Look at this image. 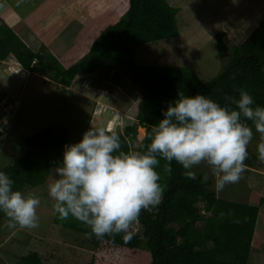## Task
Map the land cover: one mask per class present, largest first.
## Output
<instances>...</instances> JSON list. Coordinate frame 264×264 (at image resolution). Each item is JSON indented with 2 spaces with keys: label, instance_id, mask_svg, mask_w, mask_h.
<instances>
[{
  "label": "rangeland",
  "instance_id": "374dc122",
  "mask_svg": "<svg viewBox=\"0 0 264 264\" xmlns=\"http://www.w3.org/2000/svg\"><path fill=\"white\" fill-rule=\"evenodd\" d=\"M39 0H0V17L14 32L30 30L41 42V52H52L68 67L80 62L100 32L125 16L129 0H66L56 15H30ZM179 10V37L139 47L136 63L141 66H176L192 69L204 82L212 81L222 70L217 58L216 35L224 34L228 46L243 43L264 20V0H167ZM76 18V19H75ZM1 25V21H0ZM76 27L80 29L76 30ZM79 36H73V32ZM17 31V32H16ZM18 35V34H17ZM20 37V36H19ZM139 90L119 69H103L95 75L76 80L70 89L50 80L47 74H30L14 56L0 62V167H8L26 152L25 139L55 126L72 135L70 144L79 142L89 127H105L122 134L135 123L131 112L139 99ZM93 114V115H92ZM249 158L239 182L218 192L220 198L249 204L260 209L250 264H264V164L257 160L260 134L253 126ZM145 136L142 129L138 141ZM45 174L42 185L25 189L41 200L37 209L39 227L21 229L0 224V264H21L20 259L38 253L43 264H144L145 252H96L88 238L56 226L53 222L55 201L49 198L48 185L54 182L55 168ZM195 172L215 182L209 167L201 164ZM202 207V206H201ZM137 233L138 224L131 229ZM259 232V233H258ZM256 235L259 237L256 238ZM253 245V246H254Z\"/></svg>",
  "mask_w": 264,
  "mask_h": 264
},
{
  "label": "trees",
  "instance_id": "16d2710c",
  "mask_svg": "<svg viewBox=\"0 0 264 264\" xmlns=\"http://www.w3.org/2000/svg\"><path fill=\"white\" fill-rule=\"evenodd\" d=\"M178 12L167 0H129L123 19L100 32L80 62L68 67L52 52L32 51L0 17V62L14 56L25 72L47 74L62 89H70L80 77L93 76L103 69L122 70L139 90V99L131 110L136 122L122 134L117 133L121 150L126 153L146 150L152 126L164 118L163 111L179 95H206L223 106L226 96L238 98L239 90L244 89L256 105L264 106V20L239 45L228 46L224 34L216 35L217 58L223 68L209 83L188 67L136 63V53L142 45L179 37ZM142 129L145 136L138 141ZM71 141L67 129L48 127L26 138L24 155L13 165L0 167V171L13 179L16 190L38 187L43 184L45 173L62 161L65 146ZM168 167L171 172L166 171ZM156 171L165 186L163 200L150 211H141L134 223L139 231L128 243L123 234L97 239L85 225L71 217L62 221L57 213L54 224L84 235L99 253L145 252L150 259L144 264H250L261 212L258 207L220 198L211 178L205 180L204 173L196 172L195 180L187 179L175 161L169 165L161 159ZM260 203L264 205V198ZM3 220L9 221L0 213V224ZM19 261L43 264L38 253Z\"/></svg>",
  "mask_w": 264,
  "mask_h": 264
},
{
  "label": "clouds",
  "instance_id": "9594fccd",
  "mask_svg": "<svg viewBox=\"0 0 264 264\" xmlns=\"http://www.w3.org/2000/svg\"><path fill=\"white\" fill-rule=\"evenodd\" d=\"M23 2L17 0V6ZM225 102L222 106L206 95H179L152 126L143 152L126 153L117 133L90 127L79 142L65 146L56 178L48 185L58 219L73 218L97 239L123 234L128 243L141 211H150L163 200L165 186L156 171L161 159L180 164L191 180L197 178L194 168L206 164L217 192L239 182L249 158L253 126L262 141L257 160L264 164V106L256 105L244 89L238 98L226 96ZM166 171L171 172V167ZM40 204L35 195L14 189L13 179L0 171V213L10 227L38 228Z\"/></svg>",
  "mask_w": 264,
  "mask_h": 264
},
{
  "label": "crops",
  "instance_id": "0c3cea01",
  "mask_svg": "<svg viewBox=\"0 0 264 264\" xmlns=\"http://www.w3.org/2000/svg\"><path fill=\"white\" fill-rule=\"evenodd\" d=\"M7 3L9 4V1L11 0H6ZM66 0H39L35 2V6H39L36 9H32L30 11V15H37V19L41 20L43 18L44 15H56L57 13L60 12V9L58 8L59 6H61ZM79 0H76V2H78ZM76 19V18H75ZM8 27H10L8 24H6ZM11 28V27H10ZM12 29V28H11ZM75 29L79 30L80 29V25L79 27H76L75 25ZM15 30V29H12ZM17 32V31H16ZM73 36H79V33H76L73 31ZM18 37L34 52H39L40 48H41V42H39L38 38H37V34H35L34 32L27 30L26 32H17ZM259 233V232H258ZM259 237L258 235H256V238ZM255 239V236H254ZM256 241V239H255ZM254 241H253V245H254ZM255 247V245L253 246Z\"/></svg>",
  "mask_w": 264,
  "mask_h": 264
}]
</instances>
